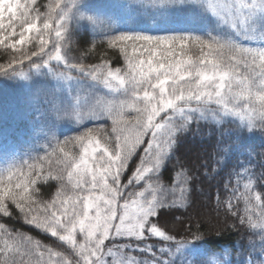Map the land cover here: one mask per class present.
<instances>
[{
    "label": "snow or ice",
    "instance_id": "1",
    "mask_svg": "<svg viewBox=\"0 0 264 264\" xmlns=\"http://www.w3.org/2000/svg\"><path fill=\"white\" fill-rule=\"evenodd\" d=\"M0 50V79L52 93L0 149V264H264V0H0ZM222 173L214 211L249 232L234 259L193 218Z\"/></svg>",
    "mask_w": 264,
    "mask_h": 264
},
{
    "label": "trees",
    "instance_id": "2",
    "mask_svg": "<svg viewBox=\"0 0 264 264\" xmlns=\"http://www.w3.org/2000/svg\"><path fill=\"white\" fill-rule=\"evenodd\" d=\"M103 2V0H100ZM177 20L178 18H173ZM88 42L90 44V39ZM88 46V45H82ZM8 56L0 50V63L5 62ZM94 63L95 61H89ZM51 91L47 88H41L39 85H24L23 83H10L0 79V149L6 144L9 146L23 147L25 141L29 139L30 135V121L35 118V114L31 112V101L36 99L39 107L43 110L47 107L46 100L51 99ZM110 122L106 124V127L110 128ZM206 129L201 128L200 135L190 136L184 140V143L180 146L179 155L182 159L192 162L194 154L202 152L203 156L207 157L212 151V146L215 142V137L208 139L206 135ZM57 133H63L65 135H71L72 133L67 130V127L57 126ZM203 137V139L201 138ZM61 138H63L61 136ZM248 145L253 147L257 152L260 151L262 138L259 133L250 136L246 141ZM236 158L234 157L229 162V167L235 164ZM211 163V161H209ZM256 164V170L260 171L259 157L254 161ZM165 181L170 182L171 168L165 169L163 172ZM222 176L217 177L215 180L202 182L201 193H195L194 197L196 205L193 210V218L195 220V213L199 212L202 225L201 230L206 234L209 243L213 246H231L232 256L235 258V244L239 242L240 247L243 249L246 247L249 238V232L246 227H241L238 221L233 220L232 217L225 219L223 210L220 211V215L217 216L214 211L215 203L214 196L216 192V185L222 182ZM264 194V189L261 190ZM9 224L14 225L17 229H22L30 234L49 242L51 238L42 236L34 228L25 225L22 221L8 220ZM236 224V229L233 230L228 225ZM195 227V225H194Z\"/></svg>",
    "mask_w": 264,
    "mask_h": 264
}]
</instances>
